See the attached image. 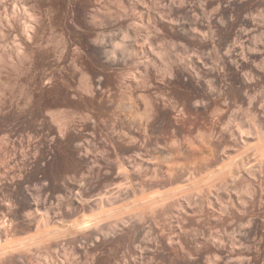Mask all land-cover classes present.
<instances>
[{
  "label": "rangeland",
  "instance_id": "374dc122",
  "mask_svg": "<svg viewBox=\"0 0 264 264\" xmlns=\"http://www.w3.org/2000/svg\"><path fill=\"white\" fill-rule=\"evenodd\" d=\"M0 264H264V0H0Z\"/></svg>",
  "mask_w": 264,
  "mask_h": 264
},
{
  "label": "bare ground",
  "instance_id": "6f19581e",
  "mask_svg": "<svg viewBox=\"0 0 264 264\" xmlns=\"http://www.w3.org/2000/svg\"><path fill=\"white\" fill-rule=\"evenodd\" d=\"M31 17H29V20H30ZM31 21V20H30ZM30 24V23H29ZM31 26V24H30ZM29 26L25 25V26H22V28L20 29V35H21V38L18 37V34L16 31H12V33L10 35H8V41H9V44L8 42H5L6 45H7V50L8 52H11L12 54H14L15 56L18 57L19 54H21L22 52V47H23V44H31L33 43V40L32 39V35H30L28 32L32 31V30H28ZM31 29V28H29ZM32 34V32H31ZM5 43H4V47H5ZM2 46V47H3ZM3 51L5 48H2ZM6 51V49H5ZM4 51V53H5ZM2 227V226H1ZM8 246V245H7Z\"/></svg>",
  "mask_w": 264,
  "mask_h": 264
}]
</instances>
